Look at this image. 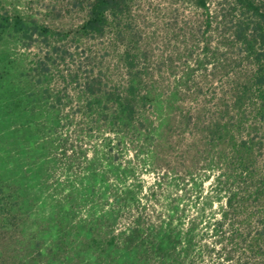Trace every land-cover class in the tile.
<instances>
[{
	"label": "trees",
	"instance_id": "trees-1",
	"mask_svg": "<svg viewBox=\"0 0 264 264\" xmlns=\"http://www.w3.org/2000/svg\"><path fill=\"white\" fill-rule=\"evenodd\" d=\"M135 1L75 0L84 11L78 33H135ZM192 2L207 27L216 25L215 49L205 42L215 69L225 64L233 76L211 116L208 106L186 107L178 88L165 93L140 66L136 34L121 57L124 82L101 65L65 75L69 29L0 11V264H212L216 253L264 264V164L243 135L264 123V0H225L221 18L209 0ZM8 41L41 52L26 59L7 52ZM129 148L165 169L152 190L161 203L141 198L136 168L122 159ZM215 168L223 169L217 193H226L220 215H206L221 197L208 194L187 218L164 183L172 175L178 187L190 175L199 189V170Z\"/></svg>",
	"mask_w": 264,
	"mask_h": 264
},
{
	"label": "rangeland",
	"instance_id": "rangeland-1",
	"mask_svg": "<svg viewBox=\"0 0 264 264\" xmlns=\"http://www.w3.org/2000/svg\"><path fill=\"white\" fill-rule=\"evenodd\" d=\"M74 1L0 0V11L17 9L29 16L52 22L58 28L69 29L72 35L68 39L69 47H66V59L61 62V70L65 75L67 72L77 69L83 76L86 69L101 65L105 72L110 69V75L114 82H124L128 78V73L126 64L121 57L123 58L126 45L131 41V35L136 34L140 48V66L152 68L154 79L156 82H161L165 93L170 89L178 88L182 93L178 95L177 99L183 101L186 107L193 108L196 104L199 107L208 106L206 113L211 116L212 107L218 98L223 96V91L229 90L228 82H233V76L228 77L226 71L229 67L226 68L225 64L218 70L215 69L217 60L212 59L209 51H213L217 43L216 25L213 23L212 27H207L204 15L192 0H136L132 17H134L137 30L135 33L126 31L124 34H119L118 37L114 32L105 35H81L78 33L77 28L84 19V11L75 9ZM220 2L223 4L220 5ZM208 5L210 13L219 14V18L222 15V7L230 8L225 0H209ZM129 21L133 20L129 19ZM142 30L144 32L141 38ZM143 36H148V40L146 41ZM209 40L212 41L210 50H207L205 42H209ZM6 44L9 47L7 52L21 53L26 59L28 56H35L36 52H41V48L37 46L26 48L16 45L13 41H8ZM69 52L74 53L71 55ZM3 65L1 64V66ZM66 78V80L70 79V77ZM58 82L67 81L62 79ZM193 90L197 92L196 99ZM259 126L260 129L252 131L250 135L244 130L243 135L244 138H254L257 142L259 164L257 166L262 167L264 164V123ZM189 140L186 139V143L191 142ZM89 155H92V151L89 152ZM144 155H146L145 152L139 153V151L136 152L135 149L129 148L122 159L124 162H130L136 168L137 177L143 184L141 198L145 200L149 196L151 198L149 204L151 202L159 204L162 199L159 201L157 198L164 194L162 191H158L157 197H154L152 190H157V180L163 175L165 169H154L145 164L146 157ZM222 173L223 169L219 168L199 170L197 174V182L200 183L199 189H194L190 175H187L185 181H181L178 187L172 181V175H169L170 179L168 183H164L163 191L165 195L171 191L173 196L182 197L180 204L186 210L187 218L198 214L202 206L200 200L204 196L219 194L218 196L221 197L218 198L216 195L213 198V204L206 209L207 216H212V212L215 213L212 217L214 220L220 215L218 208L226 202V193H217L216 190L218 177H221ZM61 176V179L65 178L64 175ZM158 190L160 189L158 188ZM150 208H153L152 205ZM220 245L219 243L217 248L221 247ZM213 258V261L209 259L212 264H220V262L233 264V259H225L224 254L218 256L216 253Z\"/></svg>",
	"mask_w": 264,
	"mask_h": 264
}]
</instances>
